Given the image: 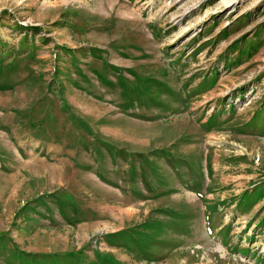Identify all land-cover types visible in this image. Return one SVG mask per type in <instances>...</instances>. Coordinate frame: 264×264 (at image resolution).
Segmentation results:
<instances>
[{
  "label": "rangeland",
  "instance_id": "obj_1",
  "mask_svg": "<svg viewBox=\"0 0 264 264\" xmlns=\"http://www.w3.org/2000/svg\"><path fill=\"white\" fill-rule=\"evenodd\" d=\"M0 264H264V0H0Z\"/></svg>",
  "mask_w": 264,
  "mask_h": 264
},
{
  "label": "crops",
  "instance_id": "obj_2",
  "mask_svg": "<svg viewBox=\"0 0 264 264\" xmlns=\"http://www.w3.org/2000/svg\"><path fill=\"white\" fill-rule=\"evenodd\" d=\"M6 171H7V169H6ZM61 212H62V214H63V208H62Z\"/></svg>",
  "mask_w": 264,
  "mask_h": 264
}]
</instances>
